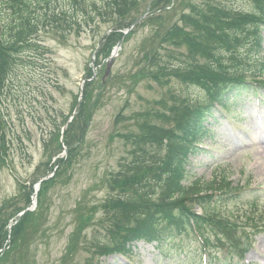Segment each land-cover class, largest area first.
I'll return each instance as SVG.
<instances>
[{"label":"rangeland","instance_id":"rangeland-1","mask_svg":"<svg viewBox=\"0 0 264 264\" xmlns=\"http://www.w3.org/2000/svg\"><path fill=\"white\" fill-rule=\"evenodd\" d=\"M152 1L146 0V6L138 17L148 12ZM185 1L197 6H208L217 2L240 12H250L252 9V5L246 0ZM189 13V9H179L171 22H176L183 14ZM98 19L101 22V18ZM107 27L110 26L103 24L93 31L84 32L79 38L72 35L68 41H62L59 35L42 36L45 40L43 47L49 52L31 51L30 55V52L24 54L16 63L2 100L0 99L1 149L9 162L5 168L0 166V220L9 218L5 210L8 201L13 205L15 215V218H9L6 227L8 237L0 247V259L10 248H13L8 257L10 261L17 258L20 252L16 251L18 244L15 246L14 234L25 216L19 223L15 221L18 215L20 217L21 211L32 203L30 188L34 190L36 187L32 182L54 176L55 165L64 160L67 164L71 161L75 164L72 168H61L58 165L57 170L68 171V174L58 179L56 173L51 179L55 178V183L47 186L50 187L45 194L48 214L46 219H43V233L46 235L44 238L41 235L39 239L35 237L28 246L22 247L31 250L30 264H211L215 259L213 264H264V230L255 231L246 244L245 251L224 250L225 247L217 248V252L216 248L210 249L212 254L215 253V259H211L210 263L205 257L202 258L204 253L201 255V243L193 234L173 241L167 253L161 254L156 245L138 243L131 247L133 256L130 259L116 254H96L97 248L94 246L97 243L103 245L110 242L107 236L110 225L103 222L106 213L101 208L111 196L107 183L113 175L121 172L122 167L133 163V153H136L137 149L132 139H116L113 135L118 132L129 136L142 134V125L148 122L145 115L148 111L162 113L164 102L171 101L170 93L193 103L203 98V91L190 88L171 75L163 80V84L153 76H144L138 84L135 83L131 75L139 73L145 67L149 70L143 61L146 54L144 52L154 45L150 39L153 26L146 25L136 28L135 35L124 42V47L120 45L116 46V50L112 49L109 54L112 59L104 57V61H108L97 73L90 107L84 112L80 104L73 112L75 95L85 89V83L90 78L86 71L93 67L92 63L97 60L99 53L103 54L100 51L104 49L105 44L101 43L107 35ZM156 49L163 55L169 54L162 51L163 49ZM169 50L172 51L173 48ZM174 51L176 56L181 52L176 48ZM170 62L171 65L181 64L178 58H172ZM90 73L94 75V70ZM100 84H103L102 89ZM81 99L83 104L86 103L84 97L80 96ZM236 103L240 104L238 107L246 109V112L238 115L239 117L228 115L227 119H224L213 138L205 141L203 152L191 158L187 167L189 179L183 184L200 182L206 190L213 181L219 186L224 178L229 179L233 187L241 189L239 198L213 202L207 206L209 214L235 217L245 223L248 217L257 219L264 211V113L256 112L255 106L258 104L254 97L237 100ZM236 103L232 105L233 110ZM262 108L264 112V107ZM64 116H69V123L73 122L75 125L73 133L79 139L78 153L70 154L69 148L64 146L57 153L60 157L54 162L56 164L46 171L41 170L40 165L46 167L45 141L49 140L55 124H61V118ZM152 122L160 123L157 120ZM230 125H233L236 131H232ZM243 127H249L245 135H241ZM85 136L86 141L82 145ZM147 151L149 155L162 152L156 146H147ZM77 155L79 157L76 161ZM26 186L29 188L24 194L23 188ZM39 193L41 199L42 192ZM81 201L86 205L85 211L93 213V221L89 226L78 219L81 214L78 204ZM255 203L259 209L254 211L252 206ZM35 208L34 206L30 210L31 213L37 212ZM197 211L201 212L200 209ZM210 241L216 244V236H212ZM70 243L76 246L69 249ZM239 252L243 253V257L237 254Z\"/></svg>","mask_w":264,"mask_h":264},{"label":"trees","instance_id":"trees-1","mask_svg":"<svg viewBox=\"0 0 264 264\" xmlns=\"http://www.w3.org/2000/svg\"><path fill=\"white\" fill-rule=\"evenodd\" d=\"M180 1L185 0H155L153 3L151 16L143 24L153 26L151 42L154 45L144 52L143 60L149 70L145 67L131 77L136 84L144 76H153L163 84V80L171 75L188 87L203 91V98L192 103L170 93L171 101L164 102L162 113H145L148 122L142 125V134L129 136L118 132L113 135L116 139H132L137 149L133 153V163L122 167L121 172L113 175L107 183L111 196L101 208L106 213L103 222L110 225L107 229L110 242L103 245L97 243L94 246L97 255H125L131 243L141 240L159 242L161 250L166 252L173 239L194 230H198L201 236L205 235L204 244L207 246L210 245L209 231L217 234L218 242L226 241L233 246L237 243V224H232L227 217L211 215L204 208L213 201V197L203 196L209 192L220 194H216L217 201L235 198L236 189L229 179L224 178L219 186L213 181L206 190L200 182L193 186L184 185L183 182L189 176V159L197 153L195 145L205 141L214 132L211 120L216 117L215 107L231 113L230 106L236 99L260 93L264 88V0H246L252 5L250 12L234 11L217 2L197 6ZM144 6L146 0H0V99L19 58L29 52L30 55L31 51L49 52L43 47L45 40L42 36L59 35L62 41H68L72 35L79 38L84 32L93 31L103 24L108 25L110 33L101 43L105 47L96 61L100 65L123 39L122 30L130 28L138 20L137 15L140 11L142 14ZM184 8L189 9L190 13L183 14L178 22H171L179 9L182 11ZM98 18H101V22ZM128 40L129 37L125 43ZM145 45L148 47L146 42ZM156 47L169 54H161ZM169 47L173 50L170 51ZM174 48L181 50L178 57ZM172 58L180 59L181 64L171 65ZM91 70L87 72L90 78L93 76ZM95 84H86V103L80 105L84 112L91 105ZM102 85H99L101 89ZM232 98L235 99L231 101ZM78 99L79 95H76L73 112L79 104ZM152 120L160 123L154 124ZM68 121L69 117H62L61 124H55L49 140L45 141L46 167L41 165V170L46 171L54 165L53 159L63 149V144L69 148L70 154L78 153L79 139L73 133L75 125L73 122L68 124ZM119 123L120 117L117 118V125ZM66 124L68 128L63 135ZM85 141L86 136L81 144ZM147 146H156L162 152L149 155ZM2 147L0 140V166L5 168L9 162ZM69 164L62 160L55 168L58 165L72 168L75 163L71 161ZM67 174L68 171L57 170L58 179ZM55 181L54 178L43 183L37 212L27 213L16 227L15 246L18 244L16 251L20 250L17 258L13 261L8 259L13 251L10 248L0 259V264H30L31 250L22 247L28 246L35 237H45L43 219L48 214L45 194L50 188L47 186H52ZM28 188H23L24 194ZM30 190L33 196V188ZM28 201L30 203L29 197ZM196 207L203 209L202 216L194 211ZM12 208L11 202L5 204L9 218H15ZM78 210L81 212L78 219L89 226L93 221V213L85 211L86 205L82 201L78 204ZM9 218L0 220V247L8 237L6 227ZM74 246L70 243L69 249Z\"/></svg>","mask_w":264,"mask_h":264}]
</instances>
